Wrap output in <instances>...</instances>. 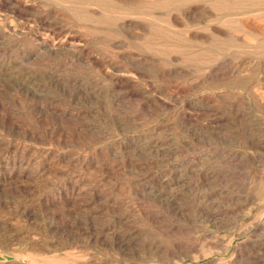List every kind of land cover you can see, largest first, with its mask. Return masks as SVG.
Listing matches in <instances>:
<instances>
[{
    "label": "rangeland",
    "instance_id": "374dc122",
    "mask_svg": "<svg viewBox=\"0 0 264 264\" xmlns=\"http://www.w3.org/2000/svg\"><path fill=\"white\" fill-rule=\"evenodd\" d=\"M0 264H264V0H0Z\"/></svg>",
    "mask_w": 264,
    "mask_h": 264
}]
</instances>
